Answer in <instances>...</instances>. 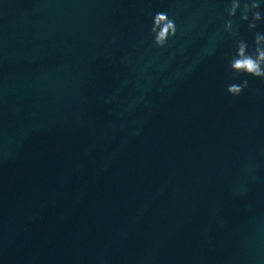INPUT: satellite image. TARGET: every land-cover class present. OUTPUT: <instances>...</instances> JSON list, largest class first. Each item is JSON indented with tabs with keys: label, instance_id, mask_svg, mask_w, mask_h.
Instances as JSON below:
<instances>
[{
	"label": "water",
	"instance_id": "1",
	"mask_svg": "<svg viewBox=\"0 0 264 264\" xmlns=\"http://www.w3.org/2000/svg\"><path fill=\"white\" fill-rule=\"evenodd\" d=\"M226 6L0 0V264H264V81L232 80Z\"/></svg>",
	"mask_w": 264,
	"mask_h": 264
},
{
	"label": "clouds",
	"instance_id": "2",
	"mask_svg": "<svg viewBox=\"0 0 264 264\" xmlns=\"http://www.w3.org/2000/svg\"><path fill=\"white\" fill-rule=\"evenodd\" d=\"M261 7L262 0H227L221 32L233 39V48L226 53L227 68L232 73V80L245 76L264 81V32L256 30L258 24L264 21ZM238 12L240 23H246L247 31L252 34L251 48L240 35L239 25L235 21ZM176 33L175 20L167 12L153 15L148 34L156 48L166 47ZM248 86L249 81L242 79L239 83L226 85L225 92L231 97H238Z\"/></svg>",
	"mask_w": 264,
	"mask_h": 264
}]
</instances>
